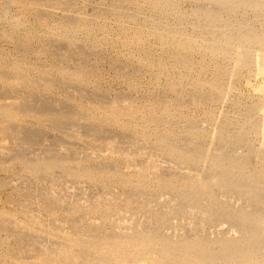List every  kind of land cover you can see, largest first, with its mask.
Wrapping results in <instances>:
<instances>
[{
    "label": "rangeland",
    "instance_id": "rangeland-1",
    "mask_svg": "<svg viewBox=\"0 0 264 264\" xmlns=\"http://www.w3.org/2000/svg\"><path fill=\"white\" fill-rule=\"evenodd\" d=\"M259 38L264 0H0V264H264Z\"/></svg>",
    "mask_w": 264,
    "mask_h": 264
},
{
    "label": "bare ground",
    "instance_id": "bare-ground-1",
    "mask_svg": "<svg viewBox=\"0 0 264 264\" xmlns=\"http://www.w3.org/2000/svg\"><path fill=\"white\" fill-rule=\"evenodd\" d=\"M243 1H244V0H243ZM260 1H261V0H260ZM239 2H240V0H239ZM262 2H263V1H262ZM233 3H234V2H233ZM237 3H238V2H237ZM242 3H243V2H242ZM245 3H246V2H245ZM254 4H255V3H254ZM262 4H263V3H262ZM232 5H233V4H232ZM244 5H245V4H244ZM259 5H260V4H258V6H259ZM253 6H254V5H253ZM261 6H262V5H261ZM247 7H248V6H247ZM257 8H258V7H257ZM214 17H215V16H214ZM254 19H255V18H254ZM237 28H238V27H237ZM228 29H229V28H228ZM229 30H230V29H229ZM239 30H240V29H239ZM251 30H252V29H251ZM249 31H250V30H249ZM229 32H230V31H228V33H229ZM250 33H251V32H250ZM252 34H253V33H252ZM243 36H245V35H243ZM227 38H229V37H227ZM238 38H239V37H238ZM229 39H230V38H229ZM258 41L261 42V43L264 45V40H261V39L259 38ZM254 45H255V44H254ZM219 47H220V46H219ZM236 48H237V47H236ZM217 49H218V48H217ZM221 50H222V49H221ZM221 50H220V51H221ZM239 51H240V50H239ZM239 51H237V55H236V56H237V61H236V62H237V65L242 64V63H244V61H245L244 58H243V55L240 54L241 52H239ZM261 51H262V50H261ZM259 56H260V55H259ZM263 56H264V55H263ZM262 58H263L262 60H261V59H260V60H258V59L256 60V66H257V70H258V71L264 73V57H262ZM249 60H251V59H249ZM260 61H261V62H260ZM245 62H246V61H245ZM254 62H255V61H254ZM246 63H248V62H246ZM1 101H2V100H1ZM1 101H0V102H1ZM2 102H3V101H2ZM12 102H13V100H12ZM12 102H10V103H12ZM3 103H5V102H3ZM3 103H0V104H3ZM6 103H7V101H6ZM10 103L8 102V104H10ZM17 103H18V102H17ZM12 104L14 105V103H12ZM3 105H4V104H3ZM5 105H6V104H5ZM0 107H2V105H1ZM3 107H4V106H3ZM5 107L8 108L9 106H8V107L5 106ZM10 107H12V106H10ZM17 108H18V107H17V105H16V107H15V111H16ZM1 109H3V108H1ZM10 109H11V108H10ZM74 109H75V108H74ZM19 110H20V109H17V112H18ZM6 111H7V110H6ZM11 111H12V110H11ZM46 112H47V111H46ZM12 113H13V112H12ZM1 119H2V118H1ZM2 121H3L2 123L7 124V123H5V121H4L3 119H2ZM2 123H1V124H2ZM1 124H0V126H2ZM5 126H6V125H4V128H5ZM2 130H3V129H1V131H2ZM4 130H5V129H4ZM6 130H7V129H6ZM6 130H5V131H6ZM5 134H7V133L5 132ZM0 135L2 136V133H0ZM7 135H8V134H7ZM3 136H4V135H3ZM110 136H112V135L110 134ZM114 136H115V135H114ZM2 138H3V137H2ZM5 138H7V137L5 136V137L3 138L4 141H5ZM112 139H113V138H112ZM0 140H1V139H0ZM117 143H118V142H117ZM207 158H208V157H207ZM41 159H42V158H41ZM262 159H263V158H262ZM34 160H35V159H33V162H36V160H35V161H34ZM39 161H40V160H39ZM45 161H46V160H45ZM1 162H3V161H1ZM31 162H32V161H31ZM49 163H50V162H49ZM39 167H40V166H39ZM240 168H241V167H240ZM224 172H225V171H223V173H224ZM223 173H222V174H223ZM257 174H258V173H257ZM221 176H222V175H221ZM251 176H252V175H251ZM255 176H256V175H255ZM203 178H204V177H203ZM200 179H201V178H200ZM217 179H219V178H217ZM221 180H223V179H221ZM226 180H227V179H226ZM228 180H229V179H228ZM228 180H227V182H228ZM236 180H237V179H236ZM199 181H201V180H199ZM218 181H219V180H218ZM192 182H196V181H193V180H192ZM202 182H203V181H202ZM213 182H214V181H213ZM223 182H224V181H223ZM227 182H226V183H227ZM224 183H225V182H224ZM230 183H231V182H230ZM234 183H235V182H234ZM204 184H205V183H204ZM221 184H222V183H221ZM227 184H228V183H227ZM243 184H244V183H243ZM243 184H242V185H243ZM205 185H208V184H205ZM219 185H220V184H219ZM223 185H224V184H223ZM230 185H231V184H230ZM232 185H233V184H232ZM246 185H249V184L246 183ZM198 186H199V185H198ZM209 187H210V186H209ZM245 187H247V186H245ZM232 188H233V187H232ZM203 189H204V188H203ZM230 189H231V187H230ZM235 189H236V188H235ZM220 190H221V188H220ZM238 190H239V189H238ZM206 191H207V190H206ZM225 192H226V191H225ZM225 192H224V193H225ZM229 192H230V191H229ZM231 192H232V191H231ZM231 192H230V193H231ZM234 192H235V191H234ZM236 192H237V191H236ZM238 192H239V191H238ZM253 192H255V191H253ZM256 192H257V191H256ZM258 192H259V191H258ZM249 193H250V195H251V192H249ZM261 193H262V192H261ZM233 194H234V193H233ZM239 194H240V192H239ZM258 194H259V193H258ZM258 194H257V196H259ZM245 195H246V194H245ZM252 195H253V194H252ZM213 196H214V195H213ZM215 196H216V195H215ZM223 196H224V195H223ZM233 197H234V196H233ZM253 197H254V196H253ZM224 198H225V197H224ZM256 198H257V197H256ZM259 198H260V197H259ZM224 200H225V199H224ZM249 200H251V199H249ZM252 200H253V199H252ZM214 202H215V201H214ZM249 209H250V208H249ZM251 209H252V208H251ZM248 211H249V210H248ZM247 214H248V213H247ZM263 220H264V219H263ZM250 224H251V223H250ZM244 225H245V224H244ZM247 226H249V225H247ZM253 226H254V225H253ZM262 234H263V233H262ZM248 235H249V234H248ZM234 238H235V237H234ZM263 238H264V237H263ZM188 239H189V238H188ZM188 239H187V240H188ZM166 240H167V239H166ZM189 240H190V239H189ZM168 241H169V240H168ZM220 241H221V240H220ZM225 241H226V239H225ZM200 242H201V241H200ZM255 242H256V241H255ZM259 243H260V242H259ZM233 244H234V243H233ZM164 245H165V244H164ZM181 246H182V245H181ZM184 246H185V245H184ZM194 246H195V245H194ZM229 246H231V245H229ZM258 247H259V245H258ZM176 248H177V247H176ZM178 248H179V247H178ZM254 249H255V248H254ZM243 250H245V249H243ZM243 250H242V251H243ZM228 251H229V250H228ZM254 251H256V250H254ZM171 252H172V251H171ZM224 252H225V251H224ZM245 252H247V251H245ZM262 252H263V251H262ZM251 253H252V252H249V251H248V253H246V254H245V253H244V254H243V253L241 254V253L239 252V254H240L241 257L243 258V260L245 259L248 263H251V262L253 261V259H252V257H251ZM259 253H260V252H259ZM184 254H185V253H184ZM191 254H192V253H191ZM197 254H198V253H197ZM239 254H238L237 256H238V258L240 259L241 257L239 256ZM227 255H228V254H227ZM227 255H226V256H227ZM253 255H254V254H253ZM258 255H259V254H258ZM261 255H262V254H261ZM192 256H193V255H192ZM228 256H229V255H228ZM237 256H236V257H237ZM201 257H202V256H201ZM181 258H182V257H181ZM193 258H194V257H193ZM189 259H190V258H189ZM197 259H198V258H197ZM199 259H200V257H199ZM224 259H225V258H224ZM226 259H227V257H226ZM243 260H242V261H243ZM222 261H223V260H222ZM243 262H245V261H243Z\"/></svg>",
    "mask_w": 264,
    "mask_h": 264
}]
</instances>
